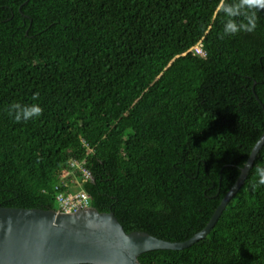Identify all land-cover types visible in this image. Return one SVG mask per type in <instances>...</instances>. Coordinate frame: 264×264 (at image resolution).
<instances>
[{
    "label": "trees",
    "instance_id": "trees-1",
    "mask_svg": "<svg viewBox=\"0 0 264 264\" xmlns=\"http://www.w3.org/2000/svg\"><path fill=\"white\" fill-rule=\"evenodd\" d=\"M229 23L239 30L227 33ZM15 104L43 111L16 122ZM263 132L264 8L0 0V206L57 210L58 193L84 192L125 232L184 241L206 225ZM257 166L264 143L203 237L139 262L264 264Z\"/></svg>",
    "mask_w": 264,
    "mask_h": 264
},
{
    "label": "water",
    "instance_id": "water-1",
    "mask_svg": "<svg viewBox=\"0 0 264 264\" xmlns=\"http://www.w3.org/2000/svg\"><path fill=\"white\" fill-rule=\"evenodd\" d=\"M263 143L264 132L206 225L184 241H168L139 230L125 232L113 212L90 206L72 212L0 206V264H141L138 255L145 251L188 247L213 226Z\"/></svg>",
    "mask_w": 264,
    "mask_h": 264
},
{
    "label": "clouds",
    "instance_id": "clouds-1",
    "mask_svg": "<svg viewBox=\"0 0 264 264\" xmlns=\"http://www.w3.org/2000/svg\"><path fill=\"white\" fill-rule=\"evenodd\" d=\"M243 5H247L250 8L251 7L264 8V0H243ZM254 28H255V23L252 20H250L249 27L247 28V30L252 31ZM238 30L239 28L233 23H229L226 27L227 33H235ZM12 107L14 110V118L16 122L28 121L33 118L39 117L43 111L42 108L36 104H33L31 106H21L19 104H15ZM82 142L86 144V142L83 139ZM256 173L259 179L257 185H253V188L257 186H264V167L257 166Z\"/></svg>",
    "mask_w": 264,
    "mask_h": 264
},
{
    "label": "built area",
    "instance_id": "built-area-1",
    "mask_svg": "<svg viewBox=\"0 0 264 264\" xmlns=\"http://www.w3.org/2000/svg\"><path fill=\"white\" fill-rule=\"evenodd\" d=\"M83 171L85 172V170ZM86 175H88V173ZM56 200L59 204V210L64 212H72L75 211L76 208L89 206L88 198L84 192H76L71 195L58 193L56 195Z\"/></svg>",
    "mask_w": 264,
    "mask_h": 264
}]
</instances>
